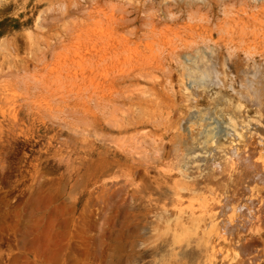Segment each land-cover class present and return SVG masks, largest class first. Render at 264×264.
I'll return each mask as SVG.
<instances>
[{
  "label": "rangeland",
  "instance_id": "374dc122",
  "mask_svg": "<svg viewBox=\"0 0 264 264\" xmlns=\"http://www.w3.org/2000/svg\"><path fill=\"white\" fill-rule=\"evenodd\" d=\"M0 264H264V0H0Z\"/></svg>",
  "mask_w": 264,
  "mask_h": 264
},
{
  "label": "bare ground",
  "instance_id": "6f19581e",
  "mask_svg": "<svg viewBox=\"0 0 264 264\" xmlns=\"http://www.w3.org/2000/svg\"><path fill=\"white\" fill-rule=\"evenodd\" d=\"M214 140H215L214 137H212L211 140H209L208 143H209V146L210 147H212V145L214 146V144H215V141Z\"/></svg>",
  "mask_w": 264,
  "mask_h": 264
}]
</instances>
